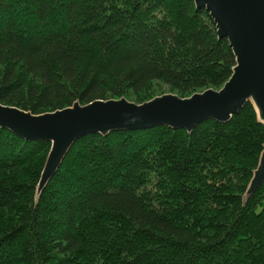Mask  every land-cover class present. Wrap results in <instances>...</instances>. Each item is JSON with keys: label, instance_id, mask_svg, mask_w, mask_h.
I'll list each match as a JSON object with an SVG mask.
<instances>
[{"label": "trees", "instance_id": "16d2710c", "mask_svg": "<svg viewBox=\"0 0 264 264\" xmlns=\"http://www.w3.org/2000/svg\"><path fill=\"white\" fill-rule=\"evenodd\" d=\"M235 56L193 0H0V103L219 89ZM264 146L248 101L227 122L87 134L37 192L51 147L0 128V264H264Z\"/></svg>", "mask_w": 264, "mask_h": 264}, {"label": "water", "instance_id": "95a60500", "mask_svg": "<svg viewBox=\"0 0 264 264\" xmlns=\"http://www.w3.org/2000/svg\"><path fill=\"white\" fill-rule=\"evenodd\" d=\"M226 38L235 56L229 79L219 89L208 88L188 97L163 93L142 103L125 97L75 102L55 111L33 114L0 103V128L26 140L49 141L41 173L40 192L58 169L73 143L87 134L143 130L159 125L192 131L200 122H227L250 101L264 123V0H193ZM264 181V146L247 188L252 194Z\"/></svg>", "mask_w": 264, "mask_h": 264}, {"label": "rangeland", "instance_id": "374dc122", "mask_svg": "<svg viewBox=\"0 0 264 264\" xmlns=\"http://www.w3.org/2000/svg\"><path fill=\"white\" fill-rule=\"evenodd\" d=\"M168 93V92H167Z\"/></svg>", "mask_w": 264, "mask_h": 264}]
</instances>
